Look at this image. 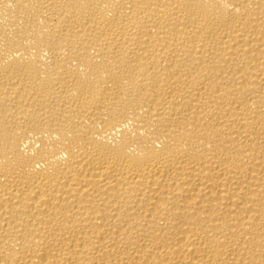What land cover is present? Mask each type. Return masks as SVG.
I'll list each match as a JSON object with an SVG mask.
<instances>
[{"label": "bare ground", "instance_id": "6f19581e", "mask_svg": "<svg viewBox=\"0 0 264 264\" xmlns=\"http://www.w3.org/2000/svg\"><path fill=\"white\" fill-rule=\"evenodd\" d=\"M0 264H264V0H0Z\"/></svg>", "mask_w": 264, "mask_h": 264}]
</instances>
